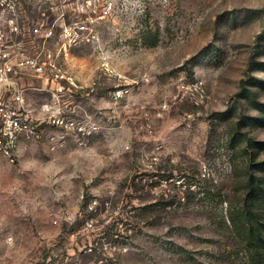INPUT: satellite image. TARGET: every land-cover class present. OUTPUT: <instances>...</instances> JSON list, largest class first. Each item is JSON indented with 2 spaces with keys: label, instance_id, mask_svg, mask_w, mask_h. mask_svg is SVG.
Returning <instances> with one entry per match:
<instances>
[{
  "label": "rangeland",
  "instance_id": "obj_1",
  "mask_svg": "<svg viewBox=\"0 0 264 264\" xmlns=\"http://www.w3.org/2000/svg\"><path fill=\"white\" fill-rule=\"evenodd\" d=\"M16 13L54 29L49 47L91 117L99 98L89 143L102 160L57 204L77 208L74 222L55 226L23 215L53 204L19 198L18 164L0 155V264H246L230 222L256 152L244 135L264 142L260 114L239 97L246 86L264 104L251 85L264 82V0H29L6 16Z\"/></svg>",
  "mask_w": 264,
  "mask_h": 264
},
{
  "label": "built area",
  "instance_id": "obj_2",
  "mask_svg": "<svg viewBox=\"0 0 264 264\" xmlns=\"http://www.w3.org/2000/svg\"><path fill=\"white\" fill-rule=\"evenodd\" d=\"M29 0H0V155L10 164L17 163V149L21 139L35 140L39 137V128L50 124L59 128V136L53 137L52 150L57 144H64L72 138L79 148L88 146L90 137L101 127L91 117L82 115V109L67 99L80 89L76 80L68 76L64 62L59 61L60 54L53 51L49 44L54 37V29L43 20L35 26L26 15L16 13L13 18L6 12L15 10ZM70 43L78 45L79 33L64 32ZM61 52L68 51L64 44ZM21 76H29L40 81V86L27 87L18 82ZM29 90L48 91L51 101L42 107L44 118L37 120L28 108L26 94ZM195 91L203 98L205 91L197 86ZM98 200L89 203L86 211L96 213ZM78 212L61 209L55 214L53 224H71Z\"/></svg>",
  "mask_w": 264,
  "mask_h": 264
},
{
  "label": "crops",
  "instance_id": "obj_3",
  "mask_svg": "<svg viewBox=\"0 0 264 264\" xmlns=\"http://www.w3.org/2000/svg\"><path fill=\"white\" fill-rule=\"evenodd\" d=\"M18 82L27 87L40 86V81L29 76L19 77ZM43 93L50 94L48 91L36 90H29L26 94L27 106L37 120L45 116L42 107L46 103L41 102L42 99L39 96ZM67 99L80 106L82 115L87 113L86 116L91 117L89 111L86 110L88 105L84 104L86 101L84 94H78V91L74 95L68 93ZM93 101V117L91 118L100 126L101 102L96 97ZM38 131L37 139L30 141L21 139L18 145L16 164L19 168L18 180L21 182V188L17 190L16 195L23 200L38 198L39 204L44 206L53 204V206L46 207L42 211L38 209L24 210L22 213L27 216L29 222L46 221L48 215L54 219L55 214L62 209L57 204L61 203L65 194L67 195L66 191L71 193V190L76 189L79 179L88 183L94 181L96 176L101 173V154L99 152L96 155L95 145L91 146V143H88L87 148L82 149L72 138H68L62 146L57 144L56 149L52 150L54 143L51 139L59 136L61 130L53 125L43 124ZM95 136L96 133L93 139ZM68 188L69 190H67ZM65 209L73 212L78 211L75 206H68ZM6 213L8 219L3 221L5 225L17 220L16 215L19 213L16 210L6 211Z\"/></svg>",
  "mask_w": 264,
  "mask_h": 264
},
{
  "label": "trees",
  "instance_id": "obj_4",
  "mask_svg": "<svg viewBox=\"0 0 264 264\" xmlns=\"http://www.w3.org/2000/svg\"><path fill=\"white\" fill-rule=\"evenodd\" d=\"M251 85L264 91V82L252 79ZM239 97L255 105L260 117L254 118V123H263L264 104L257 103V94L243 86ZM244 137L247 146L256 152L252 156L253 167L246 175L247 191L244 205L231 214L230 226L242 239L247 252L246 264H264V160L260 161L261 152L264 153V142L249 138L247 135Z\"/></svg>",
  "mask_w": 264,
  "mask_h": 264
}]
</instances>
